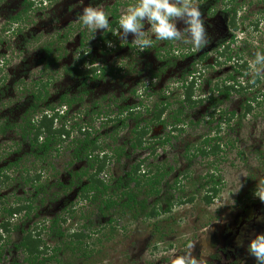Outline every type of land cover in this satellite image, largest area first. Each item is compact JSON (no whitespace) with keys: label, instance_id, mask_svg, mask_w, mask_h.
I'll use <instances>...</instances> for the list:
<instances>
[{"label":"rangeland","instance_id":"obj_1","mask_svg":"<svg viewBox=\"0 0 264 264\" xmlns=\"http://www.w3.org/2000/svg\"><path fill=\"white\" fill-rule=\"evenodd\" d=\"M240 1H243V5L238 18L239 20L243 18L244 23L235 34L238 41L230 47V50L231 56L241 53L245 60H249L253 52L264 51V0ZM132 2L133 0H85L83 6L103 4L105 11L109 13L107 8L118 3V16H120L122 9ZM20 3L21 0H0V118L14 125L21 123L32 92L37 88L34 86L35 82L50 80L47 87V101L40 106L42 110L48 102L57 106L59 96L64 93H68L70 97H81L80 81L67 75L65 71L76 63L80 53L87 58V68H90L89 64L93 61L97 66L107 69H121L120 73H114L115 78L105 76L90 81L85 90L87 94L82 96L83 100L67 111L66 119L69 122L66 124L69 127H74L76 124L84 128L86 126L101 140L106 139L107 149L108 145L111 148L124 145L129 149L127 141L131 138L129 133L133 127L131 121L127 122L126 128L120 129L114 136L115 143L107 137L113 124L109 123L105 127L101 125L108 118L114 119L118 108L136 107L140 103L153 107L154 103L161 101L157 98L158 92L165 91L170 94L169 101L173 103L171 112L165 113L163 117L168 119L167 116L180 107L176 101L180 100L179 96L182 94V90L178 87L181 85L182 75H187L194 69L200 70L203 78L198 79L194 93L195 98L200 99L208 96L212 84L225 80L234 70L232 64L215 68L207 66L215 64L214 50L218 41L228 39L230 35L222 15L205 22L209 39L207 46L199 51L191 50L190 45L181 46L182 50L178 53H190V55L186 58L178 57L175 67L167 68L154 82L151 81V74L156 73L161 65L156 60L154 49L137 55L138 51L132 49L131 35L127 44L121 42L120 37L115 35V42L122 45L115 51L103 53L97 41L102 31H97L95 38L87 43L88 33L81 29L77 20L83 7L78 5L77 0H40L36 9L29 13L20 31L11 27L7 32V17L19 10ZM199 7L203 14L201 4ZM254 21H259L257 31L251 26ZM177 26L184 27L182 23H178ZM148 27L150 25L145 24V29ZM242 35L245 37L243 40ZM82 40L84 45L80 46ZM255 41L259 42L260 48L253 46ZM164 42L169 44L168 41H157L154 47H163ZM49 44L56 60L47 66L46 63L50 59H45L43 48ZM129 44L132 48L127 46ZM173 46L177 52L174 44ZM87 47L90 48L88 54H86ZM204 53L208 54V60L205 66L203 64L198 69L199 58ZM219 63L223 62L219 61ZM150 82H153V86L148 87ZM257 87L264 89V81ZM242 99V96L235 95L230 102L224 103L222 108L240 115ZM207 108L206 104L192 109L183 108L184 131L174 135L176 139L171 141L170 146L164 149L157 148L156 157L151 163H166L176 166L177 170L183 169L186 166L182 158L185 146L187 144L196 146L207 136L214 137L216 133L212 132L216 129V124H207ZM98 111L103 118L96 119L95 115L90 118L87 114ZM106 112L108 117L104 116ZM56 124L59 126L61 123ZM222 129V153L208 161L199 158L189 169L193 179L208 173L214 174L215 181L220 183L221 190L210 206L202 202V193L206 187L200 189L199 184L184 182V198L194 197V201L191 204L176 205L170 213L164 214L158 220L144 221L143 218L132 220L129 216L119 218V215L112 213L105 217L100 216L98 205H91L81 200L78 188L62 193L56 186L58 181L68 184L69 174L73 175L84 168L83 162L71 163L70 143L67 141L62 144L58 154H53L48 162L42 163L29 154L30 149L26 142L18 146L20 138L16 133L17 129H10L5 135H0V170L6 167L8 162L20 158V165L16 169L4 173L9 179L4 180L5 177L0 179V197L7 199L6 204H15L19 198L26 200L39 192L34 202L35 212L29 221L24 224L27 219H23V215H20L10 222L17 228L22 227L23 230L45 224L44 232L39 233L46 245V258L52 254L51 248L60 244L62 251L57 254L59 264H170L169 257L164 253L172 248L182 250L189 240L195 241L192 249L193 257L206 259L207 264H254L255 258L248 253L247 244L255 234L264 233V220H258V217H264V98L261 106L254 108L250 115L243 119L239 116L234 119L230 128L222 126ZM170 130L169 126L167 128L152 126L148 139H154L155 142ZM71 132L72 137H77V129ZM226 143L229 145L226 146ZM147 153L134 152L129 156L130 160L122 158L119 164H110L102 178L107 180L108 177H112L110 183L112 184L116 177L122 176L123 172L127 171L133 158H146ZM38 176L41 177L39 181L41 187L38 190L22 180L25 177L36 179ZM174 180L175 172L171 173L167 181L171 184ZM197 188L201 191L195 193ZM163 190H167L166 187ZM229 194V199L234 203L228 199ZM40 200H43L42 203ZM152 200V198L148 199V203L151 204ZM226 202L230 204L222 205ZM215 208L217 209L212 214ZM58 217L66 220L62 230L65 231L67 238H55L48 231L51 221ZM111 218L115 223L108 225V220ZM1 219L0 216V221ZM215 220H219L220 223H216ZM209 223L210 230L207 233L204 228ZM156 225L158 226L155 227ZM76 232L90 236L82 243L87 247L88 253L91 252L89 257H81L79 252H70V248L74 245L66 249L71 240L69 235ZM10 238V242L16 244L21 234L19 231H13ZM43 258L40 257L39 260ZM0 264L28 263L20 252L13 249L4 254Z\"/></svg>","mask_w":264,"mask_h":264},{"label":"trees","instance_id":"obj_2","mask_svg":"<svg viewBox=\"0 0 264 264\" xmlns=\"http://www.w3.org/2000/svg\"><path fill=\"white\" fill-rule=\"evenodd\" d=\"M40 0H22L19 4L20 9L7 17L6 27L7 32L11 27L14 30L20 31V25L22 20H26L29 17V13L36 9L37 3ZM99 1V0H96ZM260 1V0H256ZM203 9L202 17L213 19L217 15H222L225 19V27L230 33L228 39H221L218 41L215 53L214 65H207L208 67L215 68L221 67L225 64H232L234 66L233 73L229 74L225 80H221L220 83L215 82L212 84L211 91L205 98H195V87L198 79L203 78L200 70L194 69L187 75L181 76V85L178 86L182 90V94L179 96L178 104L180 107L173 110V113L168 115V119H164L165 113L171 112V106L173 103L169 101V93L160 91L157 94V98L161 101L154 103L153 107L148 104L140 103L136 107L125 106L118 108L115 113L116 117L113 119H106L101 125L103 127L112 123L113 126L107 137L115 143L114 136L122 128L127 127V122H132L133 127L129 131L131 138L129 142V149L126 146H113L111 148L108 145L106 148V139L101 140L99 136H95V132H91L88 128L81 125H75L69 127L66 122L67 111L74 104L80 103L82 96L87 94L85 92L88 82L101 79L105 76L115 78L114 73H120V70L107 69L103 66H97L93 61L90 62V68L86 67L87 58L80 53L79 59L72 66L66 68V74L76 78L79 83V90H81V97H70L68 93H64L59 96L57 106H54L51 102H48L44 109L40 108L42 104L47 101L48 98V85L49 81L42 82V80L35 82L34 86L37 88L32 92L31 100L28 108L23 113L21 123L14 125L6 119L0 118V135H5L10 129H17L16 132L19 135L20 142L18 146L24 142L29 147V154L33 156L39 162H48L49 158L53 154H58L59 147L68 141L72 147L71 163L79 162L84 163V168L76 171L73 175L69 174L70 181L68 184H64L58 181L56 186L62 193L69 192L73 188H78V192L81 200L89 202L91 205L97 204L98 214L100 216H108L109 214L119 215L120 217L129 216L132 220L143 218L144 221H155L164 214L170 213L176 205L191 204L194 201V197L185 199L183 196L185 191L184 182H190V184H199V188L204 189L202 193V202L208 206L218 196L220 192V183L215 181L214 174L206 173L204 176L197 179L192 178L190 167L197 159L208 161L210 158L218 157L223 151L221 141L222 126L230 128L231 123L235 118L240 116L241 119L250 115L254 108L260 107L263 103L264 89L257 86L264 81V78H256L255 83H251V77H244V72L248 70V60H245L241 53L231 56L232 51L230 47L238 40L235 38V34L238 32L241 25L244 23V19L239 20L238 15L242 10L243 1L240 0H198ZM40 6V5H39ZM118 3H115L112 7L107 8L110 16V27L106 32H103L98 38V44L100 50L103 53H109L117 50L122 44L115 42V29L119 27L118 21ZM218 7H221L218 9ZM254 31H257L259 21L252 22ZM112 43V47H108V42ZM163 43V47H154L156 60L161 66L156 70V73L151 74V81H157L162 73L170 67H175L178 57L186 58L190 53H178L175 52L172 42ZM83 40L80 46H83ZM51 44L43 48L45 52L46 65H50L55 62L56 58L53 56V51L50 48ZM132 48L131 45H127ZM134 49V48H132ZM145 50L143 52H137V55L145 54L149 52ZM208 54L204 53L199 58L198 69L208 60ZM236 57V59L234 58ZM219 61L223 63L220 64ZM184 76V77H183ZM240 79V80H239ZM243 80V82L241 81ZM153 82H150L149 86H153ZM211 83V82H210ZM209 84V83H208ZM135 93V91H133ZM155 95V94H154ZM242 96V105L240 106L242 114L237 115L236 112H227L222 108V105L226 102H230L233 96ZM206 104L207 124L211 125L215 123L216 126L212 132H216L214 137L207 136L196 146L187 144L184 148L182 158L185 161V167L177 170L174 165L171 166L166 163H151L156 157V149H164L166 146H170L171 141L176 139L175 134H181L184 131L185 121L182 119L183 108H196L200 105ZM137 110V112H135ZM90 118L96 117V119L103 118L100 111L88 112ZM108 117L107 112L104 115ZM144 116L147 118L145 119ZM80 117V115L78 116ZM67 120V121H66ZM61 124L57 126L56 123ZM192 125V121L190 120ZM199 124V122H198ZM197 124V125H198ZM152 126H159L161 128H171L168 134L164 137L153 140L148 139L151 133ZM77 129V137H72V130ZM126 143V144H127ZM125 144V145H126ZM128 145V144H127ZM226 146L229 144H225ZM231 146H233L231 144ZM139 151L148 152L146 158L136 157L131 160V164L128 166L127 171L123 172L122 176H118L112 181V177H108L107 180L102 178L103 173L108 171V167L113 163H120L122 158L130 160L129 156ZM177 162L176 159H174ZM20 165V158L13 159L12 162H8L7 166L0 170V179L5 177L4 180L9 179L4 173L17 168ZM50 165V164H49ZM175 172V180L169 184L168 177L171 173ZM27 177V176H26ZM22 179L26 184L38 190L40 176L36 179L32 178ZM34 183V184H33ZM39 185V186H38ZM167 190H163L165 188ZM209 187V188H208ZM195 190V193L201 190ZM203 191V190H202ZM177 193V194H173ZM39 192L36 193V195ZM36 195L28 198H19L15 204H6L7 199L0 197V259L5 252H10L15 249L24 256V260L28 264H45L52 262L53 264H59L57 254L62 251L60 244L51 248V255L46 258L47 249L46 245L42 241V235L39 232H44L45 224L39 227H31L23 230L22 227H16L11 224L10 220L23 215V219H27L24 224L29 221L31 215L35 212L34 202ZM153 199L151 204L148 203V199ZM43 200H40L42 203ZM65 219V218H64ZM66 220L58 217L51 221L48 231L55 238H67L65 231L62 230V225ZM115 223L112 218L108 220V225ZM22 226V225H21ZM156 225L155 227H157ZM13 231L20 232L21 238L18 243L12 244L10 237ZM112 231L114 228L112 227ZM67 233V232H66ZM71 240L67 244L70 248V252H79L81 257H89L91 252L88 253L87 247L82 244L85 239H89L90 236L83 234L82 232H76L69 235ZM75 242H74V241ZM45 248V249H44ZM8 249V251H6ZM40 257H45L39 260ZM256 264V262H254Z\"/></svg>","mask_w":264,"mask_h":264},{"label":"clouds","instance_id":"obj_3","mask_svg":"<svg viewBox=\"0 0 264 264\" xmlns=\"http://www.w3.org/2000/svg\"><path fill=\"white\" fill-rule=\"evenodd\" d=\"M77 3L83 6L85 0H77ZM199 6L198 0H133L122 9L115 35L125 44L131 35V44L139 52L153 48L157 41L172 42L177 52L182 50L183 45H190L191 50L199 51L209 43ZM77 20L81 29L88 33L87 43L95 38L97 31L106 32L110 27V16L103 4L83 6ZM178 23H182L184 27L178 28ZM145 24L150 27L145 29ZM244 38L242 35L241 39ZM107 46L113 45L109 41ZM253 46L260 48L258 41L253 42ZM89 51L90 48L87 47L86 54ZM243 75L251 77V83H255L256 78H264V51L253 52L252 58L248 60V70ZM229 197L230 194L228 199ZM225 204L230 203L222 205ZM217 208L212 210V214ZM258 220H264V217H258ZM215 222L220 223L219 220ZM209 230L210 223L204 228L207 233ZM194 243L195 241L189 240L182 250L172 248L164 254L169 257L170 264H207L206 259L193 257ZM247 251L255 258L256 264H264V233L255 234L249 239Z\"/></svg>","mask_w":264,"mask_h":264},{"label":"flooded vegetation","instance_id":"obj_4","mask_svg":"<svg viewBox=\"0 0 264 264\" xmlns=\"http://www.w3.org/2000/svg\"><path fill=\"white\" fill-rule=\"evenodd\" d=\"M21 2H22V0H21ZM19 6H20V5H19ZM19 9H20V7H19ZM202 18L204 19L205 22H207V20H208L207 18H205V17H202ZM214 18H215V17H214ZM214 18H213V19H214ZM210 20H212V19H210ZM25 22H26V20H22L21 25H20V28H21V29H22L23 25L25 24ZM226 30H227V29H226ZM160 66H161V65H160ZM158 68H159V67H158ZM158 68H157V70H158ZM88 83H89V82H88ZM19 234H21V233L19 232ZM5 253H6V252H5ZM5 253H4V254H5ZM3 256H4V255H2V257H3ZM2 257H1V258H2Z\"/></svg>","mask_w":264,"mask_h":264}]
</instances>
